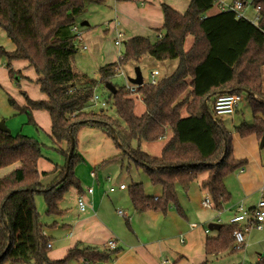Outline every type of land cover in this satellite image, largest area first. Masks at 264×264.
Wrapping results in <instances>:
<instances>
[{"label":"trees","instance_id":"obj_1","mask_svg":"<svg viewBox=\"0 0 264 264\" xmlns=\"http://www.w3.org/2000/svg\"><path fill=\"white\" fill-rule=\"evenodd\" d=\"M99 1L0 0V29L14 44L11 51L0 46V57L5 59L8 77L18 86L24 76L14 71L10 62L26 60L38 75L39 90L46 96L33 100L21 92L25 100L23 106H18L10 96L8 103L17 113L25 114L27 122L32 124L35 123L31 111L45 110L50 120L52 143L66 144L65 149L56 148L64 156V164H55L50 171L39 172L40 143L32 136L0 130V168L18 163L0 178V264H71L79 260L86 264H108L111 255L118 251L77 243L62 258L50 259L47 255L48 239L43 234L44 225L39 220L34 197H43L46 214L59 215L62 211L58 204L67 188L73 186L80 190L73 167L81 160L76 154V142L82 129L103 130L120 151L107 161L127 157L142 168L152 185L160 186V196L153 198L145 194L141 182H132L128 196L135 211L164 213L168 204L173 203L181 214L176 184L186 187L199 173L207 171L200 188L206 190L211 207L220 211L230 199L223 181L225 176L246 164L245 159L234 157L231 134L221 120L214 117L212 103L216 96L244 94L252 119L242 121L234 131L240 137L255 135L257 139L264 134L261 78L264 0H251V4L259 6L256 23L237 16L232 10L206 16L205 12L215 0H190L182 13L161 4L163 22L155 29L157 33L163 32L161 36L155 41L144 36L126 39L121 58L98 69V82L104 85L117 74L120 66L138 61L144 54L156 60L177 59V65L171 74L159 78L155 84L142 83L136 87L135 93L140 95L145 106L139 116L133 111L134 93L125 86H116L110 98L117 118L103 109H91L95 80L75 79L70 64L78 39L70 28L90 3ZM187 35L193 36V43L184 50ZM183 108L185 116L180 114ZM167 128L172 135L159 156L143 152L139 145L132 146L133 140L163 138ZM71 136L74 150L66 165ZM57 170V177L51 183L40 184V175ZM236 228L232 223L220 225L217 236L205 239V253L214 254L230 248ZM255 264H264V252Z\"/></svg>","mask_w":264,"mask_h":264},{"label":"crops","instance_id":"obj_2","mask_svg":"<svg viewBox=\"0 0 264 264\" xmlns=\"http://www.w3.org/2000/svg\"><path fill=\"white\" fill-rule=\"evenodd\" d=\"M189 1L190 0H100L99 2L93 3L92 5L95 4V6H91V5L90 6L93 11L99 14L97 16V21H99L100 19H102V21L100 23L93 22V24H90L88 19L87 20L82 19L81 21H85L87 24L86 25L78 24V31L80 32V38L77 40L76 43L77 51L76 53L70 56V64L72 68L73 77L81 81H84L86 79L98 80L100 76L98 69L107 63L117 61L119 56H121L122 54V52L118 50L119 46H117V49H115L113 54L114 56H112L110 62L98 63L96 61L98 54L99 55L108 54L103 51L102 40L111 37L113 41L116 33L118 31H122L123 32L122 48H124L123 46L125 40L133 36H144V37H148L151 41H155L156 37L161 36V34L163 33L162 31L158 33L155 31V29H158L162 26V22H163L162 10L160 5L166 4L171 8H173L174 10L182 13L189 4ZM218 1L229 3L231 0H215L213 6L205 12L206 16L214 15L221 11V9L217 4ZM251 9L253 10L251 6H246L243 10V17L247 18L248 20H250L248 13L251 12ZM252 12L253 14L251 18H253L255 15L254 10ZM97 38L100 39L98 43H97ZM192 43H193V36L187 35L183 43V49L188 50L192 45ZM0 46L3 47L6 51H11L14 49V44L6 36L5 32L2 29H0ZM86 50L88 52H86L84 55H80L81 54L80 52ZM87 58H89L91 61L87 62ZM160 61H163L164 63H166V61H171L170 64H165L167 66V70H168L167 72L169 74L172 73V71L175 69L177 65V59H165ZM94 62L98 64L94 65ZM10 65L14 71H18L22 76H24V78L18 81L19 82L17 86L18 88L17 87L15 88L17 92L19 93L24 92L30 99L33 100H41L46 98L44 93H42L40 90L39 91L41 92V94L39 93L37 96L31 95L32 97H30L27 87L29 85L28 79L32 81L31 78H33L38 89H39V84L36 82L38 75L34 72V69L30 65H28L26 60H12L10 62ZM92 67L93 70L90 73L89 70ZM1 69L3 71V68ZM3 75H4L3 79L5 82H7V79L9 82H11L10 78L8 77L6 69H4ZM261 78H262V91L264 92V65L261 67ZM187 80H189V78ZM97 84H99V82ZM97 87H99V85L97 86L94 84L93 91ZM134 96L141 99L138 93H134L132 95V98ZM10 97L13 98L12 96ZM17 98H18L17 101L14 98L13 100L16 102L18 106H23L25 104L24 97L21 95V97L18 96ZM238 110L239 109L237 108L234 114H236ZM144 111H145V107H144ZM181 111L182 112H180V114L182 116H185L186 112L184 111V108ZM42 113L44 115L47 114L48 116V113L42 109H34L31 111V115L35 124H36L37 115L38 114L41 115ZM141 114L142 113L136 115L139 116ZM234 114L230 115V117L233 118ZM48 126L50 129V120L48 122ZM171 135L172 133L170 131V128H167L161 146L164 145L169 140ZM231 135H232V139L233 138L243 139L242 141H245L246 145L250 143L251 144L250 146L252 147L254 153L255 151H257L256 149L257 146L259 148H264V146L263 147L259 146L260 139H257L255 135L240 137L235 131H233ZM48 136L50 137V130L48 131ZM141 142L142 141L137 142L136 140H133L132 146L134 147L135 143L136 145H140ZM58 146L61 147L62 149H65L66 144L59 143ZM233 155L237 159H245L246 164L240 168L241 174L238 176V186H239L238 194L233 195L230 189L227 188L226 186L227 184H225L226 176L223 180L227 191L230 193V199L227 203L223 205V210H222L224 212H228L227 213L228 218L226 222L219 224V226L223 224H228L229 219L237 211L238 207L251 208L259 198L258 195L260 193V189L264 187V157L262 155V152L261 154L257 152V159L254 165H253V161H250V159L253 157H249L247 153L245 154L236 153ZM151 156H159V154L158 155L155 154ZM42 158L43 155L37 161V169L39 172L50 171L55 164L60 165L59 163H52L47 167L39 168V163ZM17 166L18 163L16 162L0 168V178L3 175L9 173ZM58 171L59 170L48 175H40L39 177L40 184L42 186H46L49 183H51L57 177ZM207 173H208L207 171H202L196 176V178L191 180L186 187H183L180 184H176L175 186L176 195L178 197L179 195L188 196L189 199L197 198L199 202H201V200L203 201L205 197L202 199V196H206L208 194L206 190L200 188V182L206 178ZM88 175L92 180H95L97 182L95 171H90ZM77 180L80 185V190L75 188L77 196L84 195L85 193H87L89 197L90 205L91 204L93 205L91 207L92 209L90 212L89 211L85 212V207L83 210L77 208L79 209V212H84V213L81 214L77 213L76 216L71 217L64 214L66 212H64V209H62L58 205L60 210L62 211L61 214L48 215L45 213L44 216L45 220L43 223L44 226L42 231L43 234L48 239V242L50 243L49 250L47 252V255L50 259H59L64 257L67 251L77 243L83 245L96 246L99 249L108 248L107 241L110 239L116 242V247L114 249H117L118 251L111 255V261H109L108 264H164L165 261H167L168 264H172L173 262H176V264H180L184 259H186V262L188 264H199L201 262H207V264H213L212 260H210L212 257H214V259H217L218 256L221 257V255L228 253L227 251H232L231 248H228L223 252L206 254L204 250L203 253L202 250H200V252L190 255L193 251V245L191 244V242L194 243L195 241H197L199 243L200 248L203 247L204 249L205 239L207 237L217 236L218 229H209V230H214L209 234L206 233L207 231L205 229L199 227L196 228L197 227L196 224L187 222L186 224L187 227L190 228V231H187L185 234L191 235L190 243L186 246L183 244L181 245L179 243L180 242L182 243L183 239L180 238L179 239L180 242L177 241L179 243L174 245L172 242H170L171 239L168 238L167 233L171 231L170 229H166V226L170 224L172 227L171 229H175V227L168 220L165 221L164 219L165 212L164 213L155 212V211L137 212L133 209L132 205L129 207L126 206V211H123L121 209L116 210V214L124 219L123 222L122 218H117L119 220V222L117 223L109 217L108 211H105L106 209H100V211L98 210L99 205L101 204L100 202L101 195L99 193H101L102 190L99 189L97 192L93 186H88V185L86 186V188H84L83 184L85 183H82L83 181L81 182V180H79L78 177ZM118 186L119 184L117 186H114L115 189L123 190L120 189ZM88 189H91V191L88 192ZM114 190L109 191L108 189V192H113ZM160 193H161V188H160ZM145 194L153 198H156L158 196L157 194L154 195H150L147 193ZM252 196H255L256 198L253 201L249 200V198ZM35 197H38L37 198L38 200H36ZM35 197H34V202L36 205V209L37 206H39L40 209H43L45 211L44 201L43 203H41V199L39 198L40 195H36ZM115 200L116 202L118 201V199ZM118 210H120L123 213V215L118 214ZM46 217L49 218L55 217V218L53 219V221H51V223H47L50 220H48L49 218L46 220ZM183 217H185V215ZM39 218L42 219V217H40V214H39ZM209 224L210 223H207V226ZM175 225H177L176 222ZM190 245L192 249H190L191 248ZM166 254H168V257L166 256ZM260 255L255 258L256 261L259 259Z\"/></svg>","mask_w":264,"mask_h":264},{"label":"rangeland","instance_id":"obj_3","mask_svg":"<svg viewBox=\"0 0 264 264\" xmlns=\"http://www.w3.org/2000/svg\"><path fill=\"white\" fill-rule=\"evenodd\" d=\"M93 3H90L87 7V9L77 17V24H80L79 22L82 19H88L90 24L100 23L102 19L97 21V12L93 11L91 6ZM91 5V6H90ZM248 13V16L250 17V20H252V12ZM87 17V18H86ZM80 26V25H79ZM100 39L97 38V43ZM103 44V51L108 54H98L97 62L98 63H105L110 62L112 56H114V51L117 49V46L114 45L112 38L108 37L104 40H102ZM118 50L120 52L123 51L122 44L119 46ZM82 51V50H79ZM86 51L80 52V55H84ZM88 55V54H87ZM122 56V55H121ZM121 58V57H119ZM91 60L87 58V62H90ZM4 58L0 57V121L3 120L5 126L10 130L12 133H22L25 135H29L37 139L41 145V153L43 155V158L41 159L39 163V168H44L52 163H59L60 165L64 164V156L56 149L58 148L57 144H53L51 138L48 136L49 126H48V116L47 114L44 115L43 113L41 115H37L36 124L28 123L27 118L25 114L17 113V111L14 109L13 106H11L8 103V96H12L16 101L18 100V96L21 97V92H17L15 90L16 83L14 81L9 82L7 79V82L3 79V71L5 68L4 66ZM171 61H166L164 63L163 61L156 60L152 56L148 54H144L139 58L138 61H128L123 67L120 66L117 69V74L112 77L110 82L116 87H121L127 85H133L128 82L127 77H131L134 75V68L138 67L140 69V73L142 76L143 83H149L151 80L150 74L153 73V71H157V75H155V79L158 80L161 77L169 75L167 72V66L165 64H170ZM98 63L94 62V65H97ZM3 68V71L2 69ZM93 70V67L89 70L91 73ZM7 78V76H6ZM31 80H28L29 85L28 87V93L30 97L31 95H38L41 92L39 91L38 87L36 86V83L34 82V79L31 78ZM26 80V79H25ZM19 83V82H18ZM98 83V80H95V85H99V87L95 88L94 93L97 94L101 100L106 101V105L102 107L100 105V102L98 104L91 103V109L96 111L99 109H103L107 114L110 116H113V118H117V115L115 114V111L112 107V102L110 98V92L104 87L102 83ZM18 88V87H17ZM144 104L141 99L138 97H133V111L136 114L143 113L144 111ZM238 112L234 114V117L231 118L230 115H222L220 117H216L217 119L221 120L224 128L226 131H228L230 134L234 131V126L236 124H239L241 121L250 122L252 119V113L250 106L245 99L239 103L238 105ZM44 112V111H43ZM182 112V111H181ZM47 116V117H46ZM171 131V130H170ZM172 133V132H171ZM256 137V136H255ZM164 138L158 139L156 141H142L139 145V148L145 152H147L150 155H160L161 150L163 148L161 143L163 142ZM243 139L239 138H233L231 135V145H232V154H245L247 153L249 157H253L250 159V161H253V165L255 164V161L257 159V152H259L264 157V148L256 147L257 151H253L251 144H247L245 141H242ZM137 146L136 143L134 144V147ZM162 147V148H161ZM119 149L116 146L114 140L106 134L103 130L100 129H90L85 128L82 129L77 134V142H76V153L80 156L81 160L75 163L73 167V173L74 176L79 180H81L83 184V187L86 188V186H93L94 189L98 192L99 189L102 190L101 193V204L99 205V211L100 209H106L105 211H108L109 217L115 221L119 222L117 218H122L121 216H118L116 214L117 209H121L123 211H126V206H131V203L129 201L128 196V188L129 185L132 182H142L143 190L145 193L154 195L157 194L160 196V187L159 185H152L145 174V172L142 170L141 167L135 166V164L129 160L127 157H122L121 159L117 158L114 160L107 161L108 158H111L115 155H118ZM107 161V162H106ZM95 171L97 182L95 180H92L89 177V172ZM240 168L232 171L228 175H226L225 178V184H227V188L230 189L231 193L233 195L239 193V186H238V176L240 173ZM85 181V182H84ZM123 183L125 185V189L119 190L115 189L114 186H117L118 184ZM110 187H113L115 190L113 192H108V189ZM264 188V187H263ZM76 189L73 186H69L64 193L62 199L59 201V206L64 209V214L67 216H76L77 213H84L79 212L78 205H77V193L75 191ZM261 191V189H260ZM260 195V193H259ZM258 195V196H259ZM157 196V197H158ZM177 196V195H176ZM180 197V198H179ZM177 196V200L179 205L182 207V213L181 214L175 207L173 203H169L165 214L164 219L165 221L168 220L175 229H171V225L168 224L166 226V229H170L171 232L167 233L168 238L171 239L170 242H172L174 245L179 243V239L182 238L183 242L179 244L188 245L190 243V236L186 235L185 233L187 231H190V228L187 227L188 223H194L197 225L196 228H202L205 229L206 233H211L214 230H209L207 228V223H218L222 224L226 222L227 220V213L222 210L216 211L213 207H207L203 206L202 200L201 202L198 201L197 198L189 199L188 196L179 195ZM206 196H202V199ZM38 197H35L36 200ZM41 199V203H43V197L40 195L39 197ZM82 201L85 205V212L91 211L92 204L90 205L89 197L87 193L84 195H81ZM115 199H118L116 202ZM255 196H252L249 198V200L253 201L255 200ZM39 205V204H38ZM36 210L39 212L41 223H44L45 220V211L43 209H40L39 206H37ZM158 212V211H157ZM185 215V217H183ZM49 217H46V220ZM55 218V217H54ZM53 217L49 218L47 223H51L54 219ZM123 222L124 219L122 218ZM175 222L177 225H175ZM195 225V226H196ZM182 231H180V230ZM195 229V228H194ZM195 232V231H194ZM193 234V233H192ZM245 241L241 247L234 248L232 251H227L228 253H225L221 255V257H217V259H214L212 257L210 260H212L213 264H255L256 257H258L261 253L264 251V224L261 229H251L247 234H245ZM179 241V242H177ZM193 245V251L190 255L196 254L202 250L203 253V247L200 248L199 243L195 241L194 243L191 242ZM235 242L233 243V245ZM191 247V245H190ZM232 247V244L230 248ZM192 249V247L190 248ZM168 257V254H166ZM169 259V258H168ZM179 261V260H178ZM176 264V262H173ZM164 264H168L167 261L164 262ZM180 264H188L186 262V259H184Z\"/></svg>","mask_w":264,"mask_h":264},{"label":"built area","instance_id":"obj_4","mask_svg":"<svg viewBox=\"0 0 264 264\" xmlns=\"http://www.w3.org/2000/svg\"><path fill=\"white\" fill-rule=\"evenodd\" d=\"M219 8L221 10H232L237 16H243V10L246 6H251L254 10V17L252 18V22L256 23L259 19V6H254L251 4V0H231L229 3H224L222 1L217 2ZM70 30L78 35V39L80 38V32L78 31V24H74L71 26ZM160 37V36H159ZM77 39V40H78ZM123 39V32L118 31L113 39V43L116 46H120L122 44ZM121 57V56H119ZM155 75H157V71H153V73L150 74L151 80L149 83L155 84L156 79ZM126 89L130 93H135L136 85H126ZM244 94H228L224 93L221 95H218L215 97L212 103V111L214 114V117H220L222 115H233L237 108L239 103L243 100ZM90 102L93 104H98L100 102V105L104 107L106 105V101L101 100L100 97L94 93L90 98ZM120 189H124V184H119L118 186ZM114 190L113 187L109 188V191ZM91 189H88V192H90ZM203 206L211 207L212 203L207 195L202 201ZM77 205L80 210H83L85 205L82 201L81 195H78L77 197ZM118 214L123 215V213L118 210ZM235 224L237 226L236 229L233 230L232 236H233V242L231 248H237L241 247L245 241V234L249 232L250 229H261L262 224L264 223V188L261 189L260 195L256 203L251 208H243L238 207L237 211L233 214V216L229 219L228 224ZM235 244L233 245V243ZM50 246V243L47 242V247ZM107 247L109 249H114L116 247V242L114 240H108L107 241ZM73 264H86L85 261L79 260L77 262H74Z\"/></svg>","mask_w":264,"mask_h":264},{"label":"water","instance_id":"obj_5","mask_svg":"<svg viewBox=\"0 0 264 264\" xmlns=\"http://www.w3.org/2000/svg\"><path fill=\"white\" fill-rule=\"evenodd\" d=\"M86 24L87 23L85 21H81L80 22V25H86ZM127 80H128L129 83H131L133 85H136V86L142 85L143 81H142V76H141V73H140V69L138 67H135L134 68V75L131 76V77L129 76L127 78ZM104 87L112 94H114L116 92L115 86L110 81L105 82L104 83ZM0 130L5 131V132H10V130L5 126L3 120L0 121ZM259 146L260 147L264 146V134L260 137ZM73 150H74V140H73V138L71 136L70 137V145H69V149H68V154H67V157H66V165L68 164V162H69V160L71 158ZM66 172H67V169H66L64 175L66 174ZM207 228L208 229H218L219 228V224L210 223L207 226Z\"/></svg>","mask_w":264,"mask_h":264}]
</instances>
